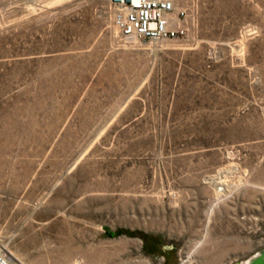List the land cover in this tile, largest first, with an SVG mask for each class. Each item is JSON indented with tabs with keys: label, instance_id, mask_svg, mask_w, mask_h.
<instances>
[{
	"label": "rangeland",
	"instance_id": "rangeland-1",
	"mask_svg": "<svg viewBox=\"0 0 264 264\" xmlns=\"http://www.w3.org/2000/svg\"><path fill=\"white\" fill-rule=\"evenodd\" d=\"M170 1L184 38L129 41L110 0H0L14 264H249L264 249V0Z\"/></svg>",
	"mask_w": 264,
	"mask_h": 264
},
{
	"label": "built area",
	"instance_id": "built-area-1",
	"mask_svg": "<svg viewBox=\"0 0 264 264\" xmlns=\"http://www.w3.org/2000/svg\"><path fill=\"white\" fill-rule=\"evenodd\" d=\"M39 3L41 0H27ZM114 10V22L124 39L129 41H158L182 39L186 29L176 26L185 17L180 12L178 19L172 18L175 11L170 0H110ZM0 264H14L11 256L0 249Z\"/></svg>",
	"mask_w": 264,
	"mask_h": 264
},
{
	"label": "water",
	"instance_id": "water-1",
	"mask_svg": "<svg viewBox=\"0 0 264 264\" xmlns=\"http://www.w3.org/2000/svg\"><path fill=\"white\" fill-rule=\"evenodd\" d=\"M249 264H264V249Z\"/></svg>",
	"mask_w": 264,
	"mask_h": 264
},
{
	"label": "bare ground",
	"instance_id": "bare-ground-1",
	"mask_svg": "<svg viewBox=\"0 0 264 264\" xmlns=\"http://www.w3.org/2000/svg\"><path fill=\"white\" fill-rule=\"evenodd\" d=\"M215 184V186H218L221 182H218V181H216V182H214ZM222 185H224V183H222ZM229 188V187H228ZM221 192V191H224V189L223 188H220V189H218V192Z\"/></svg>",
	"mask_w": 264,
	"mask_h": 264
},
{
	"label": "crops",
	"instance_id": "crops-1",
	"mask_svg": "<svg viewBox=\"0 0 264 264\" xmlns=\"http://www.w3.org/2000/svg\"><path fill=\"white\" fill-rule=\"evenodd\" d=\"M26 1H27V0H26ZM27 2H28V1H27ZM212 262H213V263H215V262H216V260H213ZM210 263H211V262H210Z\"/></svg>",
	"mask_w": 264,
	"mask_h": 264
}]
</instances>
